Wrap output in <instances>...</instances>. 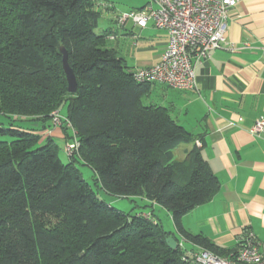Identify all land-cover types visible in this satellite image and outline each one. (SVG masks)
I'll list each match as a JSON object with an SVG mask.
<instances>
[{"label":"trees","instance_id":"obj_1","mask_svg":"<svg viewBox=\"0 0 264 264\" xmlns=\"http://www.w3.org/2000/svg\"><path fill=\"white\" fill-rule=\"evenodd\" d=\"M98 1L0 0V264H190L179 245L166 242L171 235L179 241V233L231 256L236 249L184 231L183 215L209 202L220 180L196 136L150 100L156 82H139L108 47L114 30L96 32ZM62 48L76 74L75 93ZM64 103L81 143L68 162L57 141L41 135ZM190 143L177 158L176 149ZM77 162L94 170L107 193L164 207L178 232L151 210L156 221L101 198Z\"/></svg>","mask_w":264,"mask_h":264},{"label":"crops","instance_id":"obj_2","mask_svg":"<svg viewBox=\"0 0 264 264\" xmlns=\"http://www.w3.org/2000/svg\"><path fill=\"white\" fill-rule=\"evenodd\" d=\"M117 15L113 17L117 25L112 29L114 38H109L117 47L122 45L121 50L113 48L116 54L133 71L156 64L167 46V31L152 23L142 28L132 20L120 25ZM225 36V44L196 62V89L156 82L149 98L166 106L196 136L202 156L220 180L219 191L209 202L183 215L184 231L237 250L247 229L264 242V133L255 136L250 131L264 118V0H240L233 6ZM41 135L64 141V146L67 140L65 130L54 125ZM193 145L178 147L176 157L183 159ZM63 154L61 158L69 161L65 151ZM106 201L114 204V199ZM152 205L138 211L151 210L163 225L164 214L169 219L166 225L173 224L166 230L178 232L170 212ZM185 248L206 249L194 242Z\"/></svg>","mask_w":264,"mask_h":264},{"label":"built area","instance_id":"obj_3","mask_svg":"<svg viewBox=\"0 0 264 264\" xmlns=\"http://www.w3.org/2000/svg\"><path fill=\"white\" fill-rule=\"evenodd\" d=\"M239 1L148 0L141 8L118 14L116 20L120 25L132 20L145 28L152 23L168 33V43L161 59L154 65L136 70V79L139 82L166 83L177 89H196V62L208 58L212 51L226 43L229 11ZM109 38H114V35ZM54 121H60L56 125H72L67 117L59 114ZM250 131L255 136H261L264 133V118L258 119ZM80 146L75 136L66 147L67 155L79 154ZM142 216L154 219L149 212L142 213ZM190 242L179 233L178 245L183 252L182 258L190 264H264V242L248 229L231 256H220L202 248L191 251L185 248Z\"/></svg>","mask_w":264,"mask_h":264},{"label":"rangeland","instance_id":"obj_4","mask_svg":"<svg viewBox=\"0 0 264 264\" xmlns=\"http://www.w3.org/2000/svg\"><path fill=\"white\" fill-rule=\"evenodd\" d=\"M98 2L101 4L100 6L99 5L97 6V9L101 12V17L99 20L98 27L96 28V32L101 33L104 30L116 28L117 25H116V22L114 21L116 14H120V13H123L125 11L132 10V9L141 8L148 2V0H99ZM104 2L112 5V7L110 9H108V10H111L112 12L107 13L103 9L102 3H104ZM108 47L115 48V49L118 48V50H121L122 45H119V47H117L116 41L108 39ZM67 106H68V104L64 103L61 107V110H55L54 112H52L53 117H56L58 114L60 116L61 115L65 116L67 113ZM53 122H54V126H58L60 128L63 125V124L62 125H56L55 124L56 122H60V121H56V122L53 121ZM66 128L68 130H70V136H68V134H66V131H65V134H66L65 136L67 139L65 142V146H64V141H60V142L57 141V143L59 144V147H60L59 154H60V157H62V158L65 155V154H63V152L65 151V153H66V147H67L68 143L73 141L75 138V132L73 130L72 125L71 126L66 125ZM43 130H44V128L42 127L41 131H43ZM47 138L48 137H46V139ZM77 155H79V154H77ZM63 161L68 162L66 159ZM76 164H77L78 168L80 169L81 173L83 174L84 178L86 180H88L93 185L94 189L97 190L98 195L101 198H103L105 200L114 199V204H113L114 207L121 209V210H124V211H127V212H132V213L143 208V207H141L142 200L139 199L140 197H138V196L137 197H124V196H116V195H112L110 193H107L105 190L100 188L99 185L97 186V183L95 182V178H94L95 172L89 165L83 164L81 162H77ZM135 199H136V201H135ZM137 203H138V206L136 205ZM144 209H147V207H145ZM161 217L163 218V221L165 222V224H164L165 229L168 227L173 228V224L170 221H169V226L166 225V224H168L167 222L169 219L167 217L165 219L164 214Z\"/></svg>","mask_w":264,"mask_h":264},{"label":"water","instance_id":"obj_5","mask_svg":"<svg viewBox=\"0 0 264 264\" xmlns=\"http://www.w3.org/2000/svg\"><path fill=\"white\" fill-rule=\"evenodd\" d=\"M62 54H63L62 65H63V69L66 73V76H67L68 88H69L70 92L75 93L77 91V88H78V82H77L76 74H75L73 68L69 64L67 50L62 48ZM166 242L171 249H176L178 247V241H177L176 237L173 235L167 237Z\"/></svg>","mask_w":264,"mask_h":264}]
</instances>
